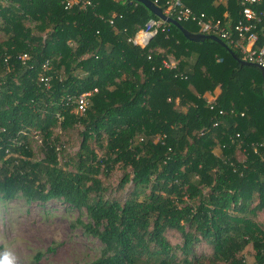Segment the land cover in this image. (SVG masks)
I'll return each instance as SVG.
<instances>
[{
	"label": "trees",
	"instance_id": "trees-1",
	"mask_svg": "<svg viewBox=\"0 0 264 264\" xmlns=\"http://www.w3.org/2000/svg\"><path fill=\"white\" fill-rule=\"evenodd\" d=\"M90 1L65 8L63 0H0V201L54 200L84 211L77 226L102 245L87 264H246L249 244L253 264H264L260 71L237 61V50L189 41L169 23L136 46L130 39L156 18L143 4ZM181 1L197 15L240 18L241 0ZM155 5L165 10L163 0ZM179 24L199 33L193 21ZM83 93L90 102L79 115L74 98ZM79 126L80 152L67 170L54 128ZM91 142L101 144L100 155ZM115 169L118 189L128 190L105 199L96 176ZM168 230L180 234L179 245ZM200 243L209 255H196Z\"/></svg>",
	"mask_w": 264,
	"mask_h": 264
},
{
	"label": "rangeland",
	"instance_id": "rangeland-1",
	"mask_svg": "<svg viewBox=\"0 0 264 264\" xmlns=\"http://www.w3.org/2000/svg\"><path fill=\"white\" fill-rule=\"evenodd\" d=\"M0 31V42L5 40ZM82 127L61 132L54 128V134L59 138L58 163L59 166L74 170L76 155L80 152ZM29 143L33 158L40 160L41 144L39 137L30 136ZM104 142H102L103 145ZM90 147L101 153V144L91 142ZM218 149H214L217 154ZM238 159L244 155L237 152ZM122 171L115 169L110 173L101 172L96 178L103 187L102 195L105 199L123 198L128 186L118 189ZM87 221L84 211L69 209L59 201H49L45 204H26L23 199L0 201V262L5 257L13 264H87L98 258L101 243L94 237L86 235L76 220ZM258 221L264 224V214L258 216ZM172 245H179L182 241L179 233L168 230L165 233ZM198 256L210 254L205 244H198L195 248ZM246 264H253L254 250L249 244L243 250ZM144 262V261H142ZM140 262V264H143Z\"/></svg>",
	"mask_w": 264,
	"mask_h": 264
},
{
	"label": "built area",
	"instance_id": "built-area-1",
	"mask_svg": "<svg viewBox=\"0 0 264 264\" xmlns=\"http://www.w3.org/2000/svg\"><path fill=\"white\" fill-rule=\"evenodd\" d=\"M263 1L241 0L240 18L235 23L208 18L204 13L197 15L181 0H163L165 5L163 13L168 17L174 16L178 23L188 20L195 22L199 33L218 37L225 45L238 51L241 61L264 69V10L259 8ZM157 2L158 0H155L154 4ZM62 3L65 8L72 6L85 8L92 4L90 0H63ZM166 25H168L166 22L157 17L150 18L130 41L144 48L159 30L166 29ZM21 58L24 60L26 56L23 55ZM163 66L171 68L174 62L163 61ZM41 81L47 84V79ZM89 96L90 93H83L74 98L77 114L82 115L85 112L90 102ZM207 101L212 109L213 97L209 96ZM219 113L224 114L222 111ZM159 140V137L155 138V142Z\"/></svg>",
	"mask_w": 264,
	"mask_h": 264
},
{
	"label": "water",
	"instance_id": "water-1",
	"mask_svg": "<svg viewBox=\"0 0 264 264\" xmlns=\"http://www.w3.org/2000/svg\"><path fill=\"white\" fill-rule=\"evenodd\" d=\"M134 1L143 4L155 17L161 19L162 21H164L166 23H169V24H172V25L178 27L182 31L184 37L186 39H188L189 41L203 42L205 40H212V41H214L216 43H219L222 46H225V44L216 36L204 35L202 33H190L187 30L183 29V27L177 21H175L172 18L166 16L158 6H156L154 3H152L149 0H134ZM237 61H239L242 64L248 65V66H255V65H252L250 63L243 62V61H241L239 59H237ZM255 67L258 68V70L261 73V76H262V89H263V92H264V69L261 68V67H258V66H255Z\"/></svg>",
	"mask_w": 264,
	"mask_h": 264
},
{
	"label": "clouds",
	"instance_id": "clouds-1",
	"mask_svg": "<svg viewBox=\"0 0 264 264\" xmlns=\"http://www.w3.org/2000/svg\"><path fill=\"white\" fill-rule=\"evenodd\" d=\"M0 264H13V261L5 257V259L2 262H0Z\"/></svg>",
	"mask_w": 264,
	"mask_h": 264
},
{
	"label": "crops",
	"instance_id": "crops-1",
	"mask_svg": "<svg viewBox=\"0 0 264 264\" xmlns=\"http://www.w3.org/2000/svg\"><path fill=\"white\" fill-rule=\"evenodd\" d=\"M220 1H222V0H220ZM222 2H224V1H222ZM218 93H219V90L217 89V95H218ZM209 96L210 95H206L207 98H209Z\"/></svg>",
	"mask_w": 264,
	"mask_h": 264
}]
</instances>
